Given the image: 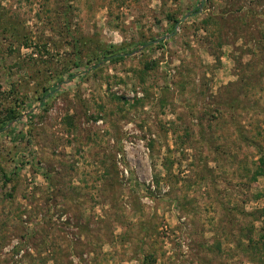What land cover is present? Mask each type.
Returning <instances> with one entry per match:
<instances>
[{"label": "rangeland", "instance_id": "1", "mask_svg": "<svg viewBox=\"0 0 264 264\" xmlns=\"http://www.w3.org/2000/svg\"><path fill=\"white\" fill-rule=\"evenodd\" d=\"M0 264H264V0H0Z\"/></svg>", "mask_w": 264, "mask_h": 264}]
</instances>
